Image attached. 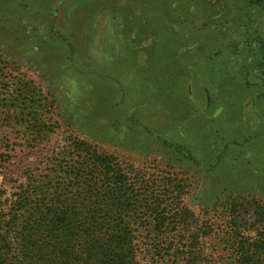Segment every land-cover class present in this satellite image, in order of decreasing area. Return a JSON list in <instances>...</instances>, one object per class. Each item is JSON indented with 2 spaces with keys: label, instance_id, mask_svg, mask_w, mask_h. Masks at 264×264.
Wrapping results in <instances>:
<instances>
[{
  "label": "rangeland",
  "instance_id": "374dc122",
  "mask_svg": "<svg viewBox=\"0 0 264 264\" xmlns=\"http://www.w3.org/2000/svg\"><path fill=\"white\" fill-rule=\"evenodd\" d=\"M82 143L155 195L167 189L157 205L168 230L182 208L189 225L215 227L228 199L254 241L264 0H0V264H17L9 223L21 195L86 192L102 172ZM122 221L134 264H154L148 216ZM199 234L216 264V233Z\"/></svg>",
  "mask_w": 264,
  "mask_h": 264
},
{
  "label": "trees",
  "instance_id": "16d2710c",
  "mask_svg": "<svg viewBox=\"0 0 264 264\" xmlns=\"http://www.w3.org/2000/svg\"><path fill=\"white\" fill-rule=\"evenodd\" d=\"M82 145L102 169L96 177L87 176L86 192L69 191L67 185L51 194L33 186V193L15 201L9 224L19 223L12 243L17 264H134L131 227L122 221L127 214L136 220L139 215L148 216L151 231L156 232L154 264H209L211 256L204 254L200 232L204 236L216 233V264H264V205L256 207L262 233L252 242L239 236L237 205L228 199L222 202L226 208L215 227L189 225L185 219L189 212L182 208L174 213L178 220L168 230L166 211L157 205L167 189L155 195L149 180L132 182L119 172L117 163L97 157L92 145ZM5 257L0 252L2 262L7 261Z\"/></svg>",
  "mask_w": 264,
  "mask_h": 264
}]
</instances>
